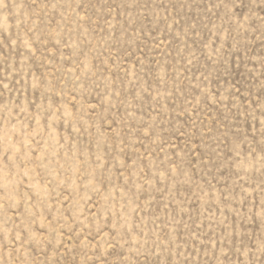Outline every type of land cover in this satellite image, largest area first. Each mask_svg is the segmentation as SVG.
Masks as SVG:
<instances>
[{"label":"rangeland","instance_id":"obj_1","mask_svg":"<svg viewBox=\"0 0 264 264\" xmlns=\"http://www.w3.org/2000/svg\"><path fill=\"white\" fill-rule=\"evenodd\" d=\"M0 264H264V0H0Z\"/></svg>","mask_w":264,"mask_h":264}]
</instances>
